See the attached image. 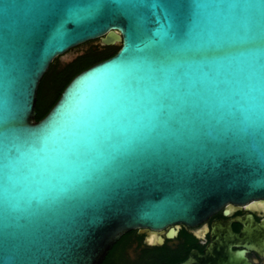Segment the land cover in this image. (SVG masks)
Wrapping results in <instances>:
<instances>
[{
  "label": "water",
  "instance_id": "obj_1",
  "mask_svg": "<svg viewBox=\"0 0 264 264\" xmlns=\"http://www.w3.org/2000/svg\"><path fill=\"white\" fill-rule=\"evenodd\" d=\"M97 38L120 47L36 120L51 62ZM252 199L264 0H0V264H100L128 230ZM211 227L226 264L264 248L251 214Z\"/></svg>",
  "mask_w": 264,
  "mask_h": 264
},
{
  "label": "flooded vegetation",
  "instance_id": "obj_2",
  "mask_svg": "<svg viewBox=\"0 0 264 264\" xmlns=\"http://www.w3.org/2000/svg\"><path fill=\"white\" fill-rule=\"evenodd\" d=\"M107 45L111 44H105L100 38L84 42L59 56L71 52V56L60 63H70ZM223 209L229 211L227 216L223 215ZM223 209L196 225L178 222L160 229L139 227L128 230L113 243L100 264H226L227 259L221 256V246H210L213 243L211 224L247 214L260 223L264 220V199L227 203ZM231 227L238 232L241 224L232 222ZM236 249L231 245V250ZM246 256L252 264H264V248H246ZM229 264H232L231 260Z\"/></svg>",
  "mask_w": 264,
  "mask_h": 264
},
{
  "label": "trees",
  "instance_id": "obj_3",
  "mask_svg": "<svg viewBox=\"0 0 264 264\" xmlns=\"http://www.w3.org/2000/svg\"><path fill=\"white\" fill-rule=\"evenodd\" d=\"M119 47L120 45H107L101 50L90 52L67 64H61L59 57H56L41 78L37 93L35 119H41L48 112L75 74L110 57Z\"/></svg>",
  "mask_w": 264,
  "mask_h": 264
},
{
  "label": "rangeland",
  "instance_id": "obj_4",
  "mask_svg": "<svg viewBox=\"0 0 264 264\" xmlns=\"http://www.w3.org/2000/svg\"><path fill=\"white\" fill-rule=\"evenodd\" d=\"M71 56V52H68L67 54L63 55L62 57L59 58V61L62 62V60H65V58H68Z\"/></svg>",
  "mask_w": 264,
  "mask_h": 264
}]
</instances>
